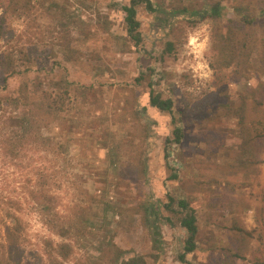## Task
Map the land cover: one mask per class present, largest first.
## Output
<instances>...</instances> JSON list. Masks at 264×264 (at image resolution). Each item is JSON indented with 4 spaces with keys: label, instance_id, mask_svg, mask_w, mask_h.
I'll list each match as a JSON object with an SVG mask.
<instances>
[{
    "label": "rangeland",
    "instance_id": "374dc122",
    "mask_svg": "<svg viewBox=\"0 0 264 264\" xmlns=\"http://www.w3.org/2000/svg\"><path fill=\"white\" fill-rule=\"evenodd\" d=\"M51 1L58 3L56 10L50 11ZM128 2L33 0L26 17L8 16L4 24L5 34L25 35L23 43L36 45L42 52L51 49L52 41L56 43L53 54L70 67L71 79L77 84L72 100L76 108L82 107L76 110L82 113L83 127L78 133L68 134L73 145L69 155L50 171L54 177L50 189L57 198V209L73 227L74 255L68 262L55 259L45 246L48 240L60 239L48 231L32 206L25 168L0 158V243L3 223H9L5 214L14 209L23 221L25 260L29 264H76L77 259L97 255L111 235L125 257L144 255L148 264H217L218 250L228 247L229 235L218 228L227 219L216 214L226 201L214 206L213 198L229 193L225 186L228 174L220 167L227 164L224 152L235 144L230 135L236 120L231 112L217 106L196 111V104L206 102L202 101L206 97L219 104L237 93L247 95L258 86V73L248 82L233 81L229 72L216 74L211 69V46L213 37L232 17L253 18L258 40L264 42V0H151L153 13L144 7L137 11L141 38L137 46L127 36L124 15L118 11ZM8 3L9 0H0V16ZM215 3L222 9L217 20L209 16ZM112 4L115 8H111ZM191 11L205 17L192 16ZM104 16L111 24L109 30L104 28ZM66 31L70 49L57 46ZM169 42L174 44L172 52L166 50ZM3 44L1 41L0 47ZM139 73H150L152 89L162 98L171 99L172 117L182 132L179 145L173 140L172 117L149 106L147 93L132 87ZM2 85L0 72V95L4 94ZM15 86V81L10 80V89ZM129 88L133 89L128 92ZM134 98L140 104V116L151 124L148 127L154 135L149 142L146 182L135 180L124 158L132 145L128 141L138 137L145 125L143 119L133 122L126 114ZM142 108L145 110L141 112ZM117 143L122 147L118 157L108 151ZM141 144L136 139L132 146ZM53 165L54 162L46 163L49 170ZM258 183L264 187V162L252 192H236L250 204L249 210H244V223L249 229L255 226ZM168 196L183 199L197 215L199 251L186 254L184 263L178 257L183 252L186 233L164 210ZM143 204H150L154 210L149 226L131 211ZM231 210L229 205L227 212Z\"/></svg>",
    "mask_w": 264,
    "mask_h": 264
},
{
    "label": "trees",
    "instance_id": "16d2710c",
    "mask_svg": "<svg viewBox=\"0 0 264 264\" xmlns=\"http://www.w3.org/2000/svg\"><path fill=\"white\" fill-rule=\"evenodd\" d=\"M32 2L33 0H9L8 9L0 16V42H4L0 47V72L3 75L2 92L4 93L0 95V158L4 162L25 168V182L32 206L48 231L60 239L58 242L48 240L45 246L52 251L55 259L68 262L74 255L71 244L73 227L67 217L57 209V198L50 189L54 179L50 171L69 155L73 145L70 142L71 138L67 136L82 129L80 119L82 113L76 110L82 107L76 108L74 105L72 94L77 84L71 79L70 67L56 60L52 50L56 44L54 41L50 44V50L42 52L36 45L32 47L25 45L22 41L25 35L5 34L3 31L7 17H26L32 8ZM56 5H58L56 1H51L50 11L54 8L56 10L58 8ZM110 6L115 8L116 5ZM142 6L150 12L154 10L150 0H129L128 4L118 10L124 15L126 34L135 46L139 45L141 40L137 10ZM221 10L219 3H215L209 10V16L217 20L220 18ZM190 14L198 17L201 13L191 11ZM201 15L205 17L204 14ZM103 20L104 28L109 30L111 24L107 16H104ZM68 37L66 31V36L58 39L57 46L70 49L71 41ZM166 50L172 52L174 44L169 42ZM211 52V69L218 75L229 72L232 80L236 82H248L254 73L261 76L258 86L247 95L237 93L234 98L228 97L219 104L211 97H206L202 100L206 102L196 104V111L217 106L231 112L232 118L236 120L235 130L230 135L235 144L231 150L224 152L227 164L225 167H220V170L228 174L229 179L225 186L229 187V193L218 194L213 198L214 206H219L220 201H226L216 214L221 219H227V222L221 223L218 228L224 229L230 237L228 247L218 250L217 264H237V262L264 264V187L257 184L260 190L257 195L258 205L254 209L255 226L251 229L244 223V210H249L250 204L236 194L239 190L252 192L253 183L259 175V166L264 162L262 159L264 157V42L260 43L258 40L255 20L251 17L230 18L224 29L213 37ZM150 76V73L147 75L139 73L133 79L132 87L136 86L141 88V92L147 93L149 106L162 115L172 117L171 99L162 98L152 89ZM10 80L15 81L16 85L12 89L9 87ZM133 88H129L128 92ZM139 105L138 99L134 98L130 113L126 114L130 115L133 122L143 119L145 125L142 127V133L128 142L134 145V141L140 139L142 144L135 147L131 145L124 158L135 180L146 182L149 176V142L154 135L148 127L151 124L140 116ZM144 110L142 108L141 112ZM171 125L174 126L173 140L179 145L182 132L175 125L173 117ZM116 145L117 147L111 145L108 151L118 157L121 145L119 143ZM45 162H54L55 165L49 170ZM167 198L164 210L176 218L186 233L183 252L178 257V260L184 263L186 254L199 251L197 240L200 228L197 215L195 216L194 210L183 199L176 200L171 196ZM229 205L232 210L227 212ZM131 211L149 226L150 217L154 213L150 204L136 206ZM5 216L9 219V223H3L4 237L0 243V264H29L25 260L23 221L16 215L14 209L7 210ZM153 258L156 259L157 256ZM76 264H148V262L144 255L125 257L124 252L114 242V235H111L104 240L97 255L77 259Z\"/></svg>",
    "mask_w": 264,
    "mask_h": 264
},
{
    "label": "flooded vegetation",
    "instance_id": "af4514ba",
    "mask_svg": "<svg viewBox=\"0 0 264 264\" xmlns=\"http://www.w3.org/2000/svg\"><path fill=\"white\" fill-rule=\"evenodd\" d=\"M151 1V0H150ZM152 3V2H151ZM153 5V4H152ZM143 7V6H142ZM142 7H140V8H142ZM153 8H154V6H153ZM145 9V8H144ZM146 10V9H145ZM138 11V10H137ZM147 12H150V11H148V10H146ZM155 11V9L152 11V12H150V13H153ZM137 20H138V18H137ZM139 21V20H138ZM139 27H140V25H139ZM139 31V30H138ZM139 35H140V33H139ZM141 39V38H140ZM140 44V43H139Z\"/></svg>",
    "mask_w": 264,
    "mask_h": 264
}]
</instances>
